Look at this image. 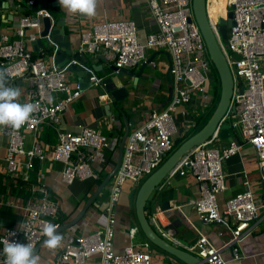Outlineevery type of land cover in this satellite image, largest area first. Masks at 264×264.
Returning <instances> with one entry per match:
<instances>
[{"label": "built area", "instance_id": "2783aa9c", "mask_svg": "<svg viewBox=\"0 0 264 264\" xmlns=\"http://www.w3.org/2000/svg\"><path fill=\"white\" fill-rule=\"evenodd\" d=\"M35 2L22 0L19 3L23 13L17 21L15 36H6L0 42V59L10 83L23 78L28 85L25 103L38 105L32 120L20 130L3 127L9 138L4 157L7 172L26 179L35 161L46 159L42 143L36 139L31 147H27L26 137L29 131L37 132L47 124L57 129L58 143L53 158L64 165L61 172L63 182L72 184L77 180L97 179L99 173L93 163L103 161L112 140L97 126L80 125L78 132L58 127L63 113L83 89L80 84L75 87L69 84L68 65L46 62L42 56L47 54L45 47L39 48L41 56H35L31 46L42 37L43 19L52 16L48 8L33 11ZM228 6L233 11L234 20L229 28L228 44L222 40L217 22H213L234 76L232 104L225 117L237 136L228 144L218 146L219 134L215 133L186 154L170 175L192 174L200 187V195L192 202L199 217L208 223L224 224L235 242H241L254 233L260 223L264 225V216L260 215L264 201H256L247 177L244 189L229 197L224 206L219 197L226 190L224 162L239 153L245 144L254 146L264 177V0H229ZM148 9L158 28L145 40L140 36L136 21L131 19L105 20L81 31L82 51L90 56L104 53L120 68H133L145 62L150 49H168L173 59L175 93L164 108L152 110L149 118L129 135L121 164L113 178L106 208V226L67 242L55 264H88L95 257H98L97 264H160L152 258L154 245L149 240L141 243L143 248L131 245L123 253L114 250V208L127 181L141 183L174 151V137L178 132L175 113L181 105L199 98L206 104L207 90L215 74L206 42L194 17L192 0H148ZM45 37L51 38L50 34ZM100 81L101 78L96 76L91 78V84L99 85ZM33 192L40 196L29 200L20 225L7 228L0 236V264L5 262L4 241L31 243L35 249L44 238V222L55 224L57 229L62 225L58 220V202L48 188L38 185L33 187ZM192 248L207 264H229L205 234L199 236ZM235 258L240 255L236 254Z\"/></svg>", "mask_w": 264, "mask_h": 264}, {"label": "crops", "instance_id": "0c3cea01", "mask_svg": "<svg viewBox=\"0 0 264 264\" xmlns=\"http://www.w3.org/2000/svg\"><path fill=\"white\" fill-rule=\"evenodd\" d=\"M21 1L0 0V42L6 36H15L17 21L23 13L18 6ZM49 1H51V6L48 10L52 15L66 19L67 32L75 48L81 46L82 29L90 28L93 24L105 20L131 19L136 21L142 40L158 28L157 21L148 9V0H98L96 15L91 19L68 13L60 7L59 0ZM31 47L36 57L42 55L39 49L35 50L33 45ZM168 53L169 50L164 48L150 49L147 59L153 57L151 63L144 67L141 63L129 68L134 72L141 71V74L139 77L129 74L123 77L130 91V97L124 102L123 111L118 110L114 104L109 105L106 100L107 95L104 91L100 92L99 85L91 84L89 80L82 81V77H79L76 72H68L69 84L72 87L80 84L83 90L70 108L63 113L58 127L62 130L78 132L80 125L97 126L112 140L111 147L105 150L103 161L93 163L99 173L97 179L77 180L72 184L63 182L61 172L64 165L53 158V150L58 143L57 129L47 124H43L37 132L29 131L26 137L27 147H31L38 139L47 155L46 159L37 160L39 168L36 181L38 184L29 185L27 183V180L31 178V170L26 179L10 175L4 161L9 138L3 132V127H0V174L4 176L3 187L0 185V205L7 203L24 216V208L29 200L24 202V198L17 193L19 192L17 186L24 187L34 194L36 192H33V187L44 185L58 202L59 217L63 218L62 224H65L75 219L82 212L88 200L95 196L86 216L72 228L59 233L63 237L60 247L49 250L44 246V242L40 244L36 253L38 264H55L57 256L67 242L79 235L91 233L106 226L108 222L106 208L114 178L112 173L122 161L129 135L149 118L152 110L164 108L169 103L170 83L167 79V72L170 59ZM42 56L48 64L58 65L51 55ZM91 57L92 63L99 65L98 67L102 69H107L110 64H113L104 53H97ZM0 68H3L1 59ZM8 83L9 86L19 89L21 93L19 102L25 103L28 97L27 82L23 78H17L12 84L8 79ZM211 87L212 85L207 90L208 102L206 104H203L204 102L199 98L190 104L180 106L178 112L175 113L178 127L176 135L184 134L200 123L207 122L211 113V105L216 99ZM230 130L232 137L235 138L236 131L231 127ZM229 142V138L219 136L216 144L224 146ZM22 159L25 160L24 157ZM223 168L226 175V190L219 197L221 205L224 206L229 197L244 189L246 177L250 181V188L256 201L258 203L264 201V177L253 145L245 144L239 153L224 162ZM177 174L169 175L148 202L146 213L154 226L173 244L193 253L195 252L192 247L199 236L205 234L221 250L229 264H264L263 223H260L257 230L241 242H235L230 230L224 224L205 222L194 209L192 202L200 195V187L195 177L190 173ZM140 184L127 181L120 201L114 208L116 215L114 250L118 253H123L131 245L143 248L141 243L147 240L136 218L135 200ZM167 201L169 205H165ZM260 215L264 216V208L261 209ZM6 229L1 228L0 235ZM151 253L153 260L157 263L184 264L156 246L151 248ZM236 254H239L240 258L236 259ZM97 262L98 257H95L88 264H97Z\"/></svg>", "mask_w": 264, "mask_h": 264}, {"label": "water", "instance_id": "95a60500", "mask_svg": "<svg viewBox=\"0 0 264 264\" xmlns=\"http://www.w3.org/2000/svg\"><path fill=\"white\" fill-rule=\"evenodd\" d=\"M209 0H192L194 17L201 30L203 38L206 42L209 57L214 65L219 81H220V98L217 106L212 112L207 122L194 134L190 135L183 142H181L174 151L163 159L162 164L150 175L145 177L141 182L135 200V210L137 223L146 237L147 240L153 243L157 248L165 251L166 253L176 257L184 264H207L203 259L199 258L195 253L182 249L169 241L152 223L146 213V207L150 198L156 193L157 189L163 181L170 175V172L181 161V159L190 153L196 146L208 141L215 133H218L222 138L233 139L230 130V122L226 119L234 93V76L221 46L220 38L214 27L213 19L210 15L208 8ZM51 1L49 0H36L32 6V10L36 11L39 8H50ZM220 36L225 44H228L229 28L234 24L233 11L228 9L226 17L219 16L216 21ZM43 30L41 36L34 43L35 50L40 47H45L47 54L54 57L59 66L68 65L70 72H76L83 80H89L96 76L101 78L99 83L100 92H105L109 105L114 104L115 107L123 111L124 102L130 97L128 86L124 83L123 77L126 74L140 76V72H134L129 68H120L114 64H110L107 69H102L92 63V57L80 48L72 46L71 37L67 32V21L64 17L47 16L43 19ZM50 34V39L47 36ZM56 46L58 47L55 51ZM170 65L167 72V79L170 83V96L169 101L172 100L175 93V82L172 74L173 59L172 54L168 53ZM153 57L143 62L142 67L151 63ZM142 69V68H141ZM190 83L189 80H187ZM82 87V86H81ZM104 95V94H102ZM121 162L118 164L119 168ZM117 169L112 173L115 175ZM177 175H180L179 173ZM89 199L82 212L72 221L62 224L58 229V233L72 228L78 224L87 214L88 209L93 204V199ZM164 204V202H163ZM169 202H165V205ZM170 208V206H167ZM164 209V208H163ZM34 249L35 254L38 251L40 244Z\"/></svg>", "mask_w": 264, "mask_h": 264}, {"label": "clouds", "instance_id": "9594fccd", "mask_svg": "<svg viewBox=\"0 0 264 264\" xmlns=\"http://www.w3.org/2000/svg\"><path fill=\"white\" fill-rule=\"evenodd\" d=\"M98 0H59L62 9L73 15L93 18L96 15ZM21 93L18 88L9 86L6 69L0 68V127L20 130L33 118L38 105L30 102L20 103ZM44 246L55 250L61 246L63 237L58 233L57 226L44 222ZM4 264H38V257L31 243H12L4 241Z\"/></svg>", "mask_w": 264, "mask_h": 264}, {"label": "trees", "instance_id": "16d2710c", "mask_svg": "<svg viewBox=\"0 0 264 264\" xmlns=\"http://www.w3.org/2000/svg\"><path fill=\"white\" fill-rule=\"evenodd\" d=\"M27 12H30V10H27ZM220 83L219 85H216V89H215V95L217 97V102L216 104L213 106L211 105L212 109L211 110V113L210 115L212 114L213 110L215 109V107L217 106L218 104V101H219V98H220ZM204 124L203 123H200L198 126H196L194 129L192 128L191 130L187 131L186 133L184 134H178L174 137L175 139V142H176V147L181 143L183 142L186 138H188L190 135L194 134L195 132H197ZM39 168V165H38V161H35V164H34V168L31 170L32 171V174H31V178L27 180V183L29 185H32V184H38V182L36 181V175H37V170ZM3 175L0 174V185L3 187V183H2V180H3ZM20 183H21V180H20ZM16 188V186H15ZM19 192L18 195L19 196H22L24 198V202L26 203L28 200H30L31 198H37L39 197L40 195L38 193H30V191H27L24 187H20V186H17ZM16 191V189H15ZM23 219V215L17 211L14 210V208L7 204V203H4V204H1L0 205V229L1 228H10V227H16V226H19L20 225V222L22 221ZM58 220L63 223V218L59 217ZM1 236V235H0Z\"/></svg>", "mask_w": 264, "mask_h": 264}, {"label": "bare ground", "instance_id": "6f19581e", "mask_svg": "<svg viewBox=\"0 0 264 264\" xmlns=\"http://www.w3.org/2000/svg\"><path fill=\"white\" fill-rule=\"evenodd\" d=\"M228 2L229 0H223L221 5L218 7V9L215 10L212 5V0H209L208 8L213 21H217L219 19V16L226 17L227 15L226 5Z\"/></svg>", "mask_w": 264, "mask_h": 264}, {"label": "rangeland", "instance_id": "374dc122", "mask_svg": "<svg viewBox=\"0 0 264 264\" xmlns=\"http://www.w3.org/2000/svg\"><path fill=\"white\" fill-rule=\"evenodd\" d=\"M222 1L223 0H212V5H213V7H214L215 10L218 9V7L221 5ZM226 7H227V10L230 8L227 5H226ZM212 68H213V71H214V74H215V78L212 80V85H213L212 92H215L216 85H219L220 81H219L218 73H217V71H216V69H215V67H214L213 64H212ZM216 102H217V97L215 99L214 105L216 104Z\"/></svg>", "mask_w": 264, "mask_h": 264}]
</instances>
